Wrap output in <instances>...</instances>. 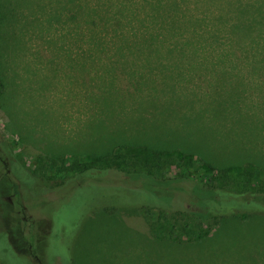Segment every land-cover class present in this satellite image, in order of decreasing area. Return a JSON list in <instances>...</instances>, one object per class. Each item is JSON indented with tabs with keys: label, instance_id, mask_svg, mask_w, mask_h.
Listing matches in <instances>:
<instances>
[{
	"label": "rangeland",
	"instance_id": "obj_1",
	"mask_svg": "<svg viewBox=\"0 0 264 264\" xmlns=\"http://www.w3.org/2000/svg\"><path fill=\"white\" fill-rule=\"evenodd\" d=\"M115 4L145 20H202L179 30L202 42L153 46L152 60L128 51L126 60L80 41L84 28L70 17L112 14ZM188 139L197 150L164 143ZM156 149L185 166H165L164 178L211 166L240 175L247 165L264 178V0H0V261L264 264V218L181 245L139 236L151 220L141 213L125 217L137 229L120 225L96 194L92 170L106 167L96 157L119 154L141 168ZM184 218L175 213L169 225Z\"/></svg>",
	"mask_w": 264,
	"mask_h": 264
},
{
	"label": "trees",
	"instance_id": "obj_2",
	"mask_svg": "<svg viewBox=\"0 0 264 264\" xmlns=\"http://www.w3.org/2000/svg\"><path fill=\"white\" fill-rule=\"evenodd\" d=\"M99 7L108 10L107 5ZM108 7L116 11L112 14H98L99 8H93L97 13L94 17L78 18L74 14L70 18L76 26L84 28L81 29L83 36L80 41L87 40L97 50H115L114 57L127 60L128 51H132L134 55L135 51L138 52L140 49L145 60H152L148 56L150 54H146V50L153 46L170 44L171 48L173 46L191 48L202 42L201 39H186L179 33V30L194 29L202 20H183L168 16L166 13H163V18L145 20L120 14V10H117L121 8L120 4L108 5ZM159 7L157 4L152 5L154 10ZM211 30L207 37L216 41L217 33ZM218 110L213 113H217ZM185 141L171 140L170 144L164 140V143L167 146L171 145V149L181 147L186 150L189 147L197 150L196 144H191L194 140ZM203 154V157L208 159L204 152ZM96 158L103 160L106 166L100 172L99 169L91 171L94 173L93 177H96V194L109 201L122 215L124 219L119 222L122 226L130 225L137 229L131 221L125 222V217L133 218L138 213L143 214L144 218L151 219L149 230L144 232L136 230L143 238L157 241L159 235L163 233L162 241L170 245L189 244L201 240L212 241L220 234L223 227L231 222L243 223L254 218H264V178L258 176L252 165H247L240 175H234L225 167L219 166H211L206 170L196 168L197 172L189 171L193 162L188 160L189 174L185 175L176 170L173 175L164 178L161 175L165 166L171 165L181 171L185 166L182 167L180 161L164 155L159 149L147 151L141 159V168L125 167L126 163L119 154L107 153ZM213 162L220 163L215 160ZM81 165L76 160L72 169L81 172L83 171ZM107 174L114 180L108 179ZM12 187L17 196V186L14 184ZM183 202L185 205L181 207ZM175 213H182L185 218L184 221L178 222L177 227H172L169 225V220ZM184 237L186 240L183 241ZM1 258L3 261L1 260L0 264H8L3 254Z\"/></svg>",
	"mask_w": 264,
	"mask_h": 264
}]
</instances>
